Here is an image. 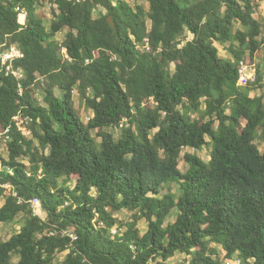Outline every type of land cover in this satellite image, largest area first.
<instances>
[{
    "label": "trees",
    "instance_id": "16d2710c",
    "mask_svg": "<svg viewBox=\"0 0 264 264\" xmlns=\"http://www.w3.org/2000/svg\"><path fill=\"white\" fill-rule=\"evenodd\" d=\"M146 2L0 0V45L24 73L0 61V223L20 226L0 264H264V69L237 83L264 45L256 0ZM205 146L208 161L185 151Z\"/></svg>",
    "mask_w": 264,
    "mask_h": 264
},
{
    "label": "rangeland",
    "instance_id": "374dc122",
    "mask_svg": "<svg viewBox=\"0 0 264 264\" xmlns=\"http://www.w3.org/2000/svg\"><path fill=\"white\" fill-rule=\"evenodd\" d=\"M130 5L134 6L135 4H143L145 6H147V2L146 0H127ZM38 9L40 10V12L45 13L46 15V20L45 22H48V18L51 17V13H50V6L48 4H45L43 7H38ZM102 11H104L103 8H100ZM253 16L261 23L262 26V36H264V0H256V4L254 6V12H253ZM187 34V38H191L192 35L190 33H186ZM262 36L259 35V38H261ZM55 39L58 40L59 42H63L64 40V34L58 33L55 36ZM216 46L219 50V54L224 57V58H231V53L224 47V45H220L219 43L216 42ZM253 67H257L260 66L262 69H264V45L262 46V48L256 53V55L253 58ZM173 68V65H172ZM264 92V88H260L257 91H252L251 92V96L254 95V93L256 94H261ZM39 96H41L42 98V94L39 93ZM73 101H74V106L76 108V110L78 111L82 121L84 123H88L90 118L92 117V111L90 109H88L84 102L80 99L77 91H74V95H73ZM245 123L244 120L241 121V124L243 125ZM105 130L110 131L113 135L114 138L117 139L119 136V129L118 128H105ZM96 132V130L91 129V133L94 135ZM264 147V143L259 144V148L260 150H263ZM210 150L211 147L205 146L200 150H193L191 148H186L185 151L187 152H195L202 160L204 161H208L210 158ZM0 154L4 157H6V151L3 148V144L0 145ZM179 168L181 169V171H185L187 168V164L185 159L183 158V156L180 159V164H179ZM76 181V176H72L71 180L69 181V184L71 186L74 185ZM172 187L173 192H177L178 191V185L176 183H171L170 184ZM3 200L0 201V203H2ZM35 214L39 215L40 217H42L43 219L46 218V213L41 209L40 206H35L33 207ZM131 214L132 212L128 211V210H122L120 212L117 213V215L122 218L123 220H130L131 219ZM18 218H16L15 221L10 222V223H0V242L1 241H5L7 239H9V237L14 234L15 232H17L20 228L19 226V221ZM174 219V212L168 217V219L166 220L165 224L168 222H172ZM138 228L141 230V232H144L147 228V222L144 219H141L138 224H137ZM214 245V244H213ZM216 246V245H215ZM218 247V246H217ZM219 248V247H218ZM67 251L63 252V253H57L55 256V263H61L62 259L64 258V255ZM189 256L183 253H176L174 257L170 258L169 260H167V264H188V260H189ZM17 261V257L14 256L12 258L11 264H14ZM234 262V261H233ZM236 264V262H234Z\"/></svg>",
    "mask_w": 264,
    "mask_h": 264
},
{
    "label": "built area",
    "instance_id": "2783aa9c",
    "mask_svg": "<svg viewBox=\"0 0 264 264\" xmlns=\"http://www.w3.org/2000/svg\"><path fill=\"white\" fill-rule=\"evenodd\" d=\"M23 54L20 49L16 45H10L7 48H4L3 45H0V61L2 65L5 67L6 74H11L18 79H21L24 76L23 70L21 68L13 67V60L16 58L22 57ZM256 80V72L253 67V64L247 63L244 59H241L238 64V79L237 83L240 86H246L250 82H254ZM264 80V75H263ZM29 134L28 131L25 132ZM9 138L8 129L0 132V139L2 141H6ZM30 204L33 207L40 206V199L38 197H33L30 200ZM113 232L115 230L113 229Z\"/></svg>",
    "mask_w": 264,
    "mask_h": 264
}]
</instances>
